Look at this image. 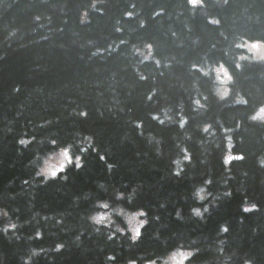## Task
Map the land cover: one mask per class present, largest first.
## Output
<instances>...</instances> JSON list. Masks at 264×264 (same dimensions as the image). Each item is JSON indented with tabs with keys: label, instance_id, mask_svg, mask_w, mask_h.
<instances>
[{
	"label": "trees",
	"instance_id": "trees-1",
	"mask_svg": "<svg viewBox=\"0 0 264 264\" xmlns=\"http://www.w3.org/2000/svg\"><path fill=\"white\" fill-rule=\"evenodd\" d=\"M248 42L264 0H0V264H264Z\"/></svg>",
	"mask_w": 264,
	"mask_h": 264
},
{
	"label": "rangeland",
	"instance_id": "rangeland-1",
	"mask_svg": "<svg viewBox=\"0 0 264 264\" xmlns=\"http://www.w3.org/2000/svg\"><path fill=\"white\" fill-rule=\"evenodd\" d=\"M241 47L243 48L244 50V54L245 56L243 57H246L248 59H253V60H256V59H263L264 56H260L258 55L262 49V47H264V43H261V42H248V43H243L241 45ZM252 48V50L250 51L249 48ZM222 67H216L215 68V74H216V77L218 78V80L220 82H225L226 79H225V70L223 72H220L218 71L219 69H221ZM224 69V68H223ZM260 112H264V107H261L259 109H257V111L254 113V117L257 118V119H260V120H264V116H257V113H260ZM52 162H50L48 165L51 167L52 166ZM119 213V212H117ZM113 213L112 212H109V211H101V212H98L96 213L92 220L96 223H100V224H114V225H117L118 221L116 220V218L112 215ZM135 214L136 216V220L139 222V221H142L143 222V218L141 216L140 213L138 212H129V213H124V217L121 218V220L125 223L126 227L131 231L132 235L134 236L135 234L133 233V231L131 230V228H129L128 226V221H127V216H130V215H133ZM94 217H97L99 219H94ZM142 223H139L138 224V229H139V226L141 225ZM119 225V224H118ZM180 252H185V251H176V252H173V253H180ZM173 253L169 254L168 259H166V264H174V261L172 260V255ZM187 256H185L183 258L186 259ZM180 259L179 256H176V260L178 261ZM182 260V261H183Z\"/></svg>",
	"mask_w": 264,
	"mask_h": 264
},
{
	"label": "clouds",
	"instance_id": "clouds-1",
	"mask_svg": "<svg viewBox=\"0 0 264 264\" xmlns=\"http://www.w3.org/2000/svg\"><path fill=\"white\" fill-rule=\"evenodd\" d=\"M249 50L251 51L252 48L250 47ZM258 55L264 56V47H262V49H261V51H260V53ZM145 59H147V57H145ZM218 71L223 72L224 69L221 68ZM228 78L229 77L227 76V73H225V79H228ZM227 92H228V89L227 88H223L222 87L220 89L221 96L227 95ZM257 116H264V112L257 113ZM253 118H255V117H253ZM41 171H47V169H41ZM126 218H127V221H128L129 228H131V230L133 231L134 234L137 233V231H138V224L139 223H142V221H139L138 222L136 220L135 214L130 215V216H127ZM94 219H99V218L94 217ZM133 238H135V235L133 236ZM187 255H191V253H188V252L173 253L172 260L174 261V264H181V261ZM176 256H179L180 257V260L179 261L176 260Z\"/></svg>",
	"mask_w": 264,
	"mask_h": 264
},
{
	"label": "flooded vegetation",
	"instance_id": "flooded-vegetation-1",
	"mask_svg": "<svg viewBox=\"0 0 264 264\" xmlns=\"http://www.w3.org/2000/svg\"><path fill=\"white\" fill-rule=\"evenodd\" d=\"M185 260L186 259H184L183 261H181V264H186V261ZM140 264H162V263L161 262H154L152 259H147V260L144 259L143 262L140 263Z\"/></svg>",
	"mask_w": 264,
	"mask_h": 264
}]
</instances>
